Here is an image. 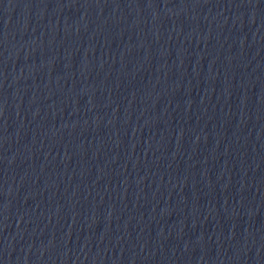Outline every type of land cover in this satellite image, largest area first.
<instances>
[{
    "label": "water",
    "instance_id": "1",
    "mask_svg": "<svg viewBox=\"0 0 264 264\" xmlns=\"http://www.w3.org/2000/svg\"><path fill=\"white\" fill-rule=\"evenodd\" d=\"M0 264H264V0H0Z\"/></svg>",
    "mask_w": 264,
    "mask_h": 264
}]
</instances>
